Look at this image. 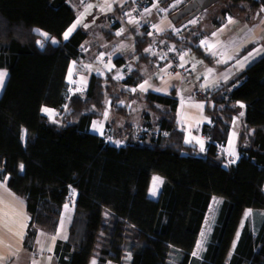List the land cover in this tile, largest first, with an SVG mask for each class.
Masks as SVG:
<instances>
[{"label":"trees","instance_id":"obj_1","mask_svg":"<svg viewBox=\"0 0 264 264\" xmlns=\"http://www.w3.org/2000/svg\"><path fill=\"white\" fill-rule=\"evenodd\" d=\"M222 4L220 15L234 16L257 11L264 0ZM75 16L67 0H0V69L7 70L0 91V179L7 177V188L25 202L23 244L33 247L38 229L56 233L67 204L73 212L66 236L57 237L55 264H90L92 258L95 264H264V55L230 81L195 94L211 121L195 128L206 139L204 150L177 125L174 89L145 92V135L128 120L119 131L125 142L117 145L88 128L107 99L130 90L115 95L116 81L93 74L84 93L67 92L69 63L79 64L88 35L79 26L63 41ZM192 31L190 44L175 34L167 38L212 64L198 44L208 32ZM135 37V55L148 60L150 38L146 32ZM140 79L132 71L124 83ZM43 107L61 114L59 122ZM230 129L236 131L233 161L223 150ZM153 174L163 177L157 197L148 193ZM214 196L219 201L211 229L193 256ZM247 207L251 214L222 262L235 217Z\"/></svg>","mask_w":264,"mask_h":264},{"label":"crops","instance_id":"obj_2","mask_svg":"<svg viewBox=\"0 0 264 264\" xmlns=\"http://www.w3.org/2000/svg\"><path fill=\"white\" fill-rule=\"evenodd\" d=\"M67 1L69 2V0ZM70 1L80 3L82 6L79 9V13L75 11V19L64 32L75 23L77 17H79L81 13L85 12L87 5L90 4L96 7L95 4L87 0ZM124 1L126 0H111L108 2L111 3L112 11H109L107 8H104L103 11L101 8H96L95 12H93L92 7V10L88 11L87 14L82 17V23L75 28L76 30L79 26L84 27V24H88V21L92 20V18H88L87 15L92 12L96 16L98 15L96 20L100 19L99 16H103L104 19L108 21V23L103 26L91 24L88 25L89 29L84 27L88 35L80 49L82 54L81 59L78 65L75 60H71L66 73L68 94L84 93L88 88L90 77L93 74L101 77H108L116 81L117 89L115 95L120 94V92L125 89H129V93H126L115 101L107 99L105 107L100 112V116L93 118L88 128L99 136L107 137L109 142L121 145L125 142L123 140L126 137L118 139V134L128 123L124 122V119L129 120L132 116L133 106L140 102L141 99V102L144 103L143 94L147 91L168 94L170 90L175 89L176 97L179 100L177 125L187 132L189 137L191 135L192 140L197 142L201 149L204 150L206 139L198 131H195V128L199 124L211 123V121L204 115L202 102L196 95L203 96L204 90L207 88L214 87V85L221 82L230 81L237 72L247 68L250 64L264 55V50L254 52L255 49H264V13H260L262 7L255 12L245 10L238 15H234L232 18L235 23L230 24L228 20L212 21L216 27L213 26L214 29L208 31V33L198 41V44L204 47L207 54L213 58V62L210 64L209 62L202 63L204 61L202 58L190 55L189 47H183L184 44L177 42V40L167 38L170 34H175L176 38H185L186 36L187 39L190 38L188 33H190L191 24H189V21L184 23L179 20L173 21L170 17L171 14L166 10V5L160 4V0H151V5L146 8L149 11H143V13H146L145 17L143 18L142 15L135 25L120 31L121 26L119 19L121 18L120 13L123 10L121 7ZM100 2L102 3L101 5H106L102 0H100ZM154 2L158 4L157 8H152ZM71 6L74 8L73 5ZM106 9L108 12L104 14ZM257 13L260 14L257 15ZM147 23L158 27V32L161 29H163L164 32L166 31L165 40L172 46L173 56L178 61L180 70L185 74L180 75L179 72H177L171 75L166 71L167 63H162L158 59H155L156 55L151 50V37L149 49L147 48V54L150 58L148 60H139L138 56L135 55V34H142L143 31L141 28ZM140 31L142 32L139 34ZM92 32L96 34H92ZM63 33L62 39L65 41L67 39L63 38ZM117 33L120 34L117 35ZM185 33L187 34L184 35ZM213 33H216V35L213 36ZM91 41H93V43H90ZM188 41H190V39ZM201 41H207L209 44H214L216 46L208 50L206 46L201 45ZM184 43L190 44L185 41ZM250 45L252 47L240 55L241 51ZM249 53H254V55L249 57L248 60H245L244 58L248 57ZM181 57H183V59H181ZM73 62H75V64H73ZM181 64H183V67H181ZM241 64L243 65L242 67ZM84 65H91V68H86ZM70 66L73 67L71 80H69ZM209 69H211V72L208 71ZM132 71H137L141 79L136 85L128 86L124 83V80ZM185 76H190L188 83H181L178 85V81ZM81 77L86 80V83H81ZM3 84L0 86V91L3 88ZM183 84L185 85L184 87ZM140 85H144V89H141ZM133 89H135V91H133ZM193 89H196V92L192 93ZM43 108L54 111L51 107ZM105 113H107V117H105ZM140 113H142V111L139 112V115ZM49 115L53 116L52 113ZM119 115L123 116V120H120L119 125L115 129L114 120L116 116ZM94 124L96 125L95 127ZM140 124L141 117L136 126L138 127ZM235 139L236 131L230 129L223 150L226 154L229 150L234 155L231 161L237 157L234 146ZM152 178L153 176L150 180L148 193L151 190ZM73 200L74 196H71L70 203H72ZM69 206L71 208L66 211V214H63L64 217L61 215L56 233H48L43 229H38L35 244L33 247H27L23 244L29 222L25 202L7 188V177L0 179V264H33V261H35L36 264H55L53 255L57 237L61 236L64 238L66 236L73 212V205ZM127 259L128 252L124 254L122 262H126ZM106 264L121 263L108 260Z\"/></svg>","mask_w":264,"mask_h":264},{"label":"rangeland","instance_id":"obj_3","mask_svg":"<svg viewBox=\"0 0 264 264\" xmlns=\"http://www.w3.org/2000/svg\"><path fill=\"white\" fill-rule=\"evenodd\" d=\"M87 1H91V3H93V4L96 5V7H93V12H95L96 8H100V6L102 4L100 2V0H87ZM187 1H189V0H167V1H165V2H167V4H166V10H167V12L169 14H172L176 9H179V7L181 8V6H183ZM69 2H70L71 5L74 6V8H75L74 11H76L77 13H79V9L82 6V4L76 3V2L70 1V0H69ZM103 2L107 4V2H105V1H103ZM222 3H223V0H216V2H214L213 4H211L209 7H207L204 10H201L200 13H198L194 17L188 19L187 21H189V24H191L190 26L192 27L193 31L196 30L197 27H199L200 30L202 29L204 32L211 31V30L214 29V27H216L215 24L213 23L214 21H219V20L225 21V20H228V17H234V16H232L229 13H225V14H221L220 15L219 10L224 6ZM131 4H132L131 0H126V1H124V4L121 7V9H127V8H129L131 6ZM157 6H158V4L156 2H154L152 4V8H157ZM105 8H107V7H105ZM91 10H92V8L89 11H91ZM110 11H112V7H111V10ZM93 12L92 13H89L87 15L88 18H92V20H89L88 21V24L87 25L98 24L100 26H103L106 23H108L107 19H104L103 16H99L100 19L99 20H96V18H97L98 15L96 16ZM107 12H108V10L106 9V11L104 12V14H106ZM145 14L146 13H143V18L145 17ZM135 21L137 23L139 21V19H137ZM119 22H120V26H121L120 27V31L121 30H125L126 28H128V27L136 24V23L126 22L122 18L119 19ZM185 28H188V27H185ZM87 29H89V26L87 27ZM141 29H142L143 32H147V26H143ZM142 31H140L139 34ZM193 31L191 32L192 34L194 33ZM165 32L163 31V29H161L159 31V33H158V37H159V39L164 44H166L168 46V48H169V54H171L173 56L174 53H173V51L171 49L172 46L167 42V40H165V37H166V33ZM92 34H96V33L92 32ZM186 34L187 33H185L184 35H186ZM146 35L150 38V36L147 33H146ZM185 38H186L185 39V42L190 43V41H188L190 38L187 39V36ZM90 43H93V41H91ZM148 49H149V47H148ZM144 53L147 54V51L146 52L144 51ZM155 55H156L155 56V59H158L159 60L158 55L157 54H155ZM162 63H165V62H162ZM179 70H180V67H179ZM166 71H167V68H166ZM0 72L7 73V70L6 69H0ZM170 74L173 75L174 73H170ZM179 74L182 75V74H185V73L184 72L182 73V71L180 70ZM187 76H185L183 79H180V81H178L177 84L178 85H180L181 83L187 84L188 81L190 80V76L189 77H187ZM184 84H183V87L185 86ZM141 101H142V99H141ZM141 101L138 102L137 104H135L133 106V108H132V116L129 118V120L131 121V123H133L135 125L137 124L138 120L140 119L139 112L140 111H143L145 109L144 103L141 102ZM53 112H52L53 117L51 119L54 122H58L60 120L61 114L57 113L56 111H53ZM120 120L121 121L123 120V116L122 115L116 116V118L114 120L115 121V126H114L115 129L119 125ZM124 122H128V120L127 119H124ZM199 125H201V124H199ZM145 131H147V129L140 124V126H138V132H137V134L138 133H141L142 135H145ZM149 132H151V131H149ZM146 133H148V132H146ZM118 136H119L118 139L125 137V135L122 137L119 134H118ZM123 141H125V139ZM227 154L229 155V158H227V159L229 161H231L232 158L234 157V155L229 150L227 151ZM154 178H159V180L156 181ZM162 180H163V177L160 174H153L151 190L153 189V186L155 184V195H153L152 194V191L150 190L149 196L157 197V195L159 193V189H160L161 183H162ZM218 201H219V197H217V196H214L211 199V201H210L208 210L206 212V215H205V218H204V221H203L202 227L200 229V233H199V236H198V239H197L195 248H194V252H197V255H198L199 251L203 248L204 241H205V239H206V237H207V235H208V233H209V231L211 229L212 220H213V218L215 216V213H216V208H217ZM70 208L71 207L69 205H67V207H64V211L62 213V216H63V214H66V211L68 209H70ZM246 213H247V215H246ZM250 214H251V210L247 207V208L241 209L239 211V213L236 215V217H235L236 218V221H235L234 228L232 229V232H231V234L229 236V239H228V241H227V243L225 245V248H224V250L222 252V255H221V258H220V260L222 262L226 261L227 257L231 253L232 248H233V245L235 243V239L237 238L236 237L237 236V233L239 232L240 228L242 227V225H243L246 217L247 216H250ZM198 242H199V247H198ZM93 261H95L94 258L91 259V263L90 264H93Z\"/></svg>","mask_w":264,"mask_h":264},{"label":"built area","instance_id":"obj_4","mask_svg":"<svg viewBox=\"0 0 264 264\" xmlns=\"http://www.w3.org/2000/svg\"><path fill=\"white\" fill-rule=\"evenodd\" d=\"M110 2L111 0H102ZM132 5L123 9L120 16L123 20H137L143 15V11L151 5V0H131ZM147 26V34L152 38L151 50L158 55L159 61L167 63V72L177 73L180 72L178 61L169 54V48L158 37L157 27H153V24H145ZM52 118V115H49Z\"/></svg>","mask_w":264,"mask_h":264},{"label":"snow or ice","instance_id":"obj_5","mask_svg":"<svg viewBox=\"0 0 264 264\" xmlns=\"http://www.w3.org/2000/svg\"><path fill=\"white\" fill-rule=\"evenodd\" d=\"M155 6V5H154ZM93 7V5H87V7L85 8V12L84 13H81V15L79 16V17H77V20L75 21V23L71 26V27H69L64 33H63V38L64 39H68L69 38V36L71 35V33L75 30V28L77 27V25H80L81 23H82V17L84 16V15H86L87 14V12L91 9ZM105 7H107V9L110 11L111 10V3H108V4H106V5H101L100 6V8H101V10L103 11L104 10V8ZM145 11L146 12H148L149 10L148 9H145ZM260 13H264V7H262L261 9H260ZM260 13H257V15H259ZM194 22V21H193ZM129 23H136V21L135 20H129ZM228 23H235V21L233 20V18L232 17H228ZM85 28H87L88 27V25L87 24H84L83 25ZM153 27H156L155 25H153ZM34 31H39V30H34ZM121 31H123V30H121ZM42 36H45V37H47V34L46 33H40ZM120 33H117V35H119ZM216 35V33H213V36H215ZM254 40H255V38H254ZM53 42H55V41H53ZM38 43H41L40 41H38ZM201 45H204V46H206L207 48H208V50H211V49H213L216 45H214V44H209L207 41H201ZM262 50H264V49H255L254 50V52H260V51H262ZM145 51H148V49H146ZM213 54H215V53H213ZM254 55V53H249V56L248 57H245L244 59L245 60H248L249 59V57H251V56H253ZM181 59H183V57H181ZM73 64H75V62H73ZM243 65L241 64V67H242ZM84 67H86V68H91V65H84ZM181 67H183V64H181ZM72 71H73V67L72 66H70L69 67V80H71V73H72ZM209 72H211V69H209L208 70ZM5 75H6V73H4V72H0V86H2V84H3V80H4V77H5ZM116 78H119V77H116ZM81 83H86V80L83 78V77H81ZM145 83H147V82H145ZM140 88L141 89H144V85H140ZM133 91H135V89H133ZM41 111H43V112H45V113H48V114H51L52 113V111L53 110H51V109H48V108H42L41 109ZM241 116L243 115V113H241L240 114ZM105 117H107V113H105ZM96 125L94 124V127H95ZM23 166L21 165V168H22ZM156 181H158L159 180V178H154ZM152 191V194L153 195H155V184H154V186H153V189L151 190ZM65 207H67V205H65ZM246 215H247V213H246ZM198 247H199V242H198ZM197 255V252H193V256H196ZM33 264H36V262L35 261H33ZM93 264H95V261H93Z\"/></svg>","mask_w":264,"mask_h":264},{"label":"water","instance_id":"obj_6","mask_svg":"<svg viewBox=\"0 0 264 264\" xmlns=\"http://www.w3.org/2000/svg\"><path fill=\"white\" fill-rule=\"evenodd\" d=\"M161 2H165L167 0H160ZM216 2V0H189L187 1L181 8L177 9L173 12L170 17L173 21H181L182 23L186 22L187 19L194 17L201 10L206 9L211 4Z\"/></svg>","mask_w":264,"mask_h":264},{"label":"clouds","instance_id":"obj_7","mask_svg":"<svg viewBox=\"0 0 264 264\" xmlns=\"http://www.w3.org/2000/svg\"><path fill=\"white\" fill-rule=\"evenodd\" d=\"M177 8H178V7H177ZM176 10H177V9H176ZM176 10H175V11H176ZM175 11H174V12H175ZM189 19H190V18H189Z\"/></svg>","mask_w":264,"mask_h":264}]
</instances>
